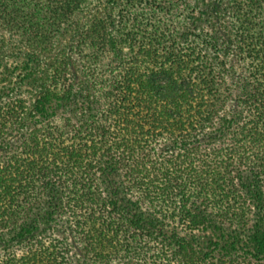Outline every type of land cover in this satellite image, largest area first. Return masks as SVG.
<instances>
[{
	"label": "trees",
	"instance_id": "16d2710c",
	"mask_svg": "<svg viewBox=\"0 0 264 264\" xmlns=\"http://www.w3.org/2000/svg\"><path fill=\"white\" fill-rule=\"evenodd\" d=\"M101 1L0 0L7 44L57 55L0 103V264H264V0L224 15L236 86L186 0Z\"/></svg>",
	"mask_w": 264,
	"mask_h": 264
},
{
	"label": "rangeland",
	"instance_id": "374dc122",
	"mask_svg": "<svg viewBox=\"0 0 264 264\" xmlns=\"http://www.w3.org/2000/svg\"><path fill=\"white\" fill-rule=\"evenodd\" d=\"M122 0H107L104 2V0L101 1L102 5H98L96 2L93 6L88 7V10H85L87 17L89 18L90 15H92L94 12L97 13L99 17H102L104 19H107L109 21H114L116 19V6L119 4V2ZM187 3L191 6H194L196 8V11H198V26L203 29L207 33V35L210 37L209 39H212V47H206L205 51L209 55H212V51H216V55L218 57V62L222 61V66L219 67H225L228 74L226 75V82L232 84V86H236L242 83L243 80H245V65L240 60L237 52L234 50H231V48L228 49V46L225 44V37L223 36V32L227 29V18L224 17L227 7L229 6L230 0H186ZM196 5V6H195ZM89 11V12H88ZM92 13V14H91ZM197 15V12H196ZM3 37V42L1 40L0 42V103H7L9 104L11 101H23L27 102L28 104L31 103L34 99L33 95V89H37L36 86L38 84L32 85L34 81H32L30 78H25L23 76V73L20 72L18 69L19 67H24L25 65H32V67H49L50 64L55 60L57 57L56 54L50 53L47 56H40L38 59H28V49H18L16 46H13L11 43L7 44V40L12 39L11 37H7L6 34H4V30L2 27H0V39ZM230 47V46H229ZM211 48V49H210ZM70 56V68L68 70L69 72V78L76 77L77 85L83 86L85 82L83 83V76L78 73L77 67L79 66L77 63L76 58L73 56V54L69 53ZM212 62H214L213 58L211 59ZM215 63V62H214ZM219 65V64H218ZM17 68V70H15ZM34 86V87H33ZM82 94L80 91V87L77 86L76 92L74 93V96H76L75 102H79V96ZM26 103V104H27ZM62 103H65L64 112H70L71 116L74 117L73 109L70 108L68 110V106L73 107V102L70 104H67L66 101H63ZM62 109L57 110L58 115L62 114ZM65 116V115H64ZM32 127L31 122H26L24 125V128L21 129L20 135H25L27 138V128L29 129ZM39 128V126L37 127ZM26 133V134H24ZM21 136H17L14 139H12V143H18L21 138ZM105 189H109L110 187L114 186L118 188L121 191L119 195L121 197L126 196L122 191L123 184L121 179H119L118 173L111 172L106 176V182L104 184ZM55 192H51V198H53V203H56L54 201ZM47 200V198H45ZM49 201H52V199Z\"/></svg>",
	"mask_w": 264,
	"mask_h": 264
}]
</instances>
